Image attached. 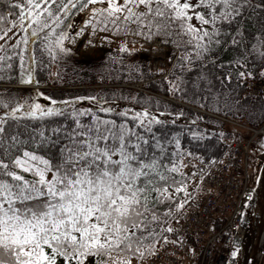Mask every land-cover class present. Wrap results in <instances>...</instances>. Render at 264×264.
Wrapping results in <instances>:
<instances>
[{"label": "snow or ice", "instance_id": "snow-or-ice-1", "mask_svg": "<svg viewBox=\"0 0 264 264\" xmlns=\"http://www.w3.org/2000/svg\"><path fill=\"white\" fill-rule=\"evenodd\" d=\"M248 5L249 0H0V70H12L16 58L20 82L33 83V69L24 71L26 57L30 64L43 63L37 60L39 48L50 62L56 61L71 52L66 41L74 42L90 29L93 34L122 33L172 42L185 49L178 58L185 71L207 59L213 45L224 42V29L231 30ZM255 6L264 11V0ZM74 14L86 17L75 32L70 22ZM237 43L233 36L231 44ZM252 49L264 60V39ZM120 51L135 49L123 43ZM245 63L243 57L236 61L238 66ZM238 75L251 77L253 72ZM176 80L183 82L175 77L169 81V91L183 93ZM44 95L36 91L37 97ZM0 108L4 109L0 114V264H144L167 244L183 245L182 237L171 240L169 234L177 233L173 223H180L177 218L191 207L188 180L195 181L196 172L189 176L183 169L185 156L194 154L182 149L179 134L167 144L153 134V126L165 121L148 109L134 112L130 124L127 119L118 123L91 109L73 108L70 124L25 134L20 119L65 116V112L45 107L35 98L17 101L15 106L0 100ZM128 115V111L119 113L122 118ZM85 116L91 117L87 123L81 119ZM192 135L201 138L196 132ZM171 144L175 148L169 151ZM208 163L218 161L213 158ZM197 171L202 180L203 167ZM238 253L239 248L233 247L230 255L235 258Z\"/></svg>", "mask_w": 264, "mask_h": 264}, {"label": "trees", "instance_id": "trees-1", "mask_svg": "<svg viewBox=\"0 0 264 264\" xmlns=\"http://www.w3.org/2000/svg\"><path fill=\"white\" fill-rule=\"evenodd\" d=\"M257 3L258 0H249L240 20L231 30L224 29V42L220 46L213 45L212 54L205 60L197 61L196 66L188 70L182 71L179 67L178 58L184 54L185 49L178 48L177 45L173 54V66L165 75L162 71L155 70L136 50L121 52V46H118L99 56H87L79 54L66 41L71 52L56 61L50 62L39 48L37 60H42L43 63L30 64L26 57L24 71L29 67L33 69V83L20 82L21 69L16 58L13 59L12 70H0V100H6L15 106L17 101L31 102L35 98L36 101L48 100V105H52L51 101L55 100L57 103L53 106H67L62 108L65 116L20 119V131L25 134L32 129H51L58 124H70L71 117L68 114L73 108L91 109L97 116L114 119L118 123L127 119L130 124H134L133 112L130 110L148 109L152 113L171 116L170 119L162 120L165 123L153 126L154 135L164 138L167 144V139L173 134H179L185 152L201 154L208 161L213 158L217 161L227 152L226 140L237 135L241 137L237 128H231L219 116L240 120L254 128L264 124V96L250 93L245 78L238 75L240 71H251L256 76L264 70V60L252 49L254 44L259 46L260 39H264V11L255 6ZM75 16L76 14L72 16L70 22H73ZM237 28L239 32L236 31ZM19 35L17 33V38ZM233 36L237 45L231 44ZM9 43H15V39ZM250 52L253 54L249 55ZM241 57L246 61L244 66L236 65ZM50 72L59 73V76L50 75ZM229 72L230 80L227 79ZM175 77L182 78V83L180 80H176V83L185 90L183 93L169 91V81ZM37 90L45 95L37 97ZM90 96L97 97V100L87 99ZM77 97L83 99L77 100ZM65 101L68 103H63ZM202 104L206 107L201 106ZM105 107H110L113 111H100ZM0 111L4 109L0 108ZM123 111H128V117L119 116ZM181 112L183 115H178ZM81 119L87 123L91 117ZM173 120L175 124L172 123ZM193 132L198 133L201 138H194ZM262 136L258 135L259 138ZM256 144H261L260 139H256ZM261 146L264 147L262 144ZM167 147L172 151L175 145ZM183 171L186 172L185 169ZM188 186L192 198L196 197L199 188L190 187L189 180ZM182 197L183 193L178 194V198ZM163 210L162 207L161 211Z\"/></svg>", "mask_w": 264, "mask_h": 264}, {"label": "built area", "instance_id": "built-area-1", "mask_svg": "<svg viewBox=\"0 0 264 264\" xmlns=\"http://www.w3.org/2000/svg\"><path fill=\"white\" fill-rule=\"evenodd\" d=\"M166 44L175 48L172 42ZM245 80L250 93L264 96V75L246 77ZM224 119L249 129L252 134L229 143L227 152L217 160L218 163L210 165L203 155H194L186 164L189 176L196 172L195 181L189 179L190 185L200 188V191L192 200L191 207H187L186 214L179 218L180 223L173 225L178 229L177 233L169 234L171 240L182 237L184 243L161 247L158 255L147 257L144 264L240 263L241 251L250 235L252 209L258 195V183H250V149L255 137L264 134V125L253 128L237 120ZM200 167L204 170L202 180L201 173L197 171ZM237 225L240 227L237 228ZM260 231L253 264H264V222ZM234 240L238 243L234 244ZM233 247L239 248L235 258L230 255Z\"/></svg>", "mask_w": 264, "mask_h": 264}, {"label": "rangeland", "instance_id": "rangeland-1", "mask_svg": "<svg viewBox=\"0 0 264 264\" xmlns=\"http://www.w3.org/2000/svg\"><path fill=\"white\" fill-rule=\"evenodd\" d=\"M86 17L83 14L76 15L73 19L74 28L73 32L78 31L83 24V20ZM175 39V37H174ZM123 43H127L129 48H133L138 53L144 57L150 65L158 71H162L165 75L171 70L173 66V54L176 52L175 48L166 43L161 42V38H155L154 40H145L139 36L124 34H113L112 32H93L90 29L84 31L80 36H76L73 41H67V44L74 50H76L81 55L87 56H99L106 50H110L113 47L121 46ZM176 45V44H175ZM172 47V48H171ZM44 105L45 107H53V105H48V100L42 99L37 101ZM55 107L63 108L67 106L57 105ZM144 109H132L131 112H140ZM3 111H0L2 114ZM152 113V112H151ZM154 117L160 120L170 119L171 116L164 115L161 113H152ZM233 119V118H231ZM225 120V119H224ZM237 120V119H233ZM240 121V120H237ZM231 128H237L241 133V137H246L250 134V130L231 124L227 121ZM262 124L261 126H263ZM260 126V127H261ZM259 135V134H258ZM263 135V134H262ZM238 136V135H237ZM234 136L233 138L227 139L228 143L240 138L239 136ZM256 139H260V143L264 145V135L262 138L258 136L255 138L250 149V183L254 184L255 179L260 177V182L258 184V195L255 202V206L252 209L253 219L252 228L250 229V235L247 239V245L243 251H241V258L239 264H253V254L255 252V245L257 243L258 236L260 235V230L264 222V171H258V169H264V147L257 146Z\"/></svg>", "mask_w": 264, "mask_h": 264}, {"label": "bare ground", "instance_id": "bare-ground-1", "mask_svg": "<svg viewBox=\"0 0 264 264\" xmlns=\"http://www.w3.org/2000/svg\"><path fill=\"white\" fill-rule=\"evenodd\" d=\"M263 133H260L259 135H262ZM193 157H187L185 156V159H184V163L185 164H188L191 160H192Z\"/></svg>", "mask_w": 264, "mask_h": 264}]
</instances>
